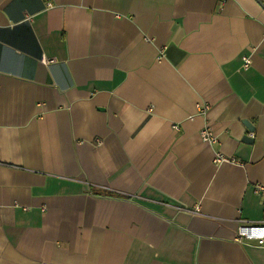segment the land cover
Masks as SVG:
<instances>
[{"label": "crops", "instance_id": "0c3cea01", "mask_svg": "<svg viewBox=\"0 0 264 264\" xmlns=\"http://www.w3.org/2000/svg\"><path fill=\"white\" fill-rule=\"evenodd\" d=\"M256 185V0H0V264H264Z\"/></svg>", "mask_w": 264, "mask_h": 264}, {"label": "built area", "instance_id": "2783aa9c", "mask_svg": "<svg viewBox=\"0 0 264 264\" xmlns=\"http://www.w3.org/2000/svg\"><path fill=\"white\" fill-rule=\"evenodd\" d=\"M47 7L51 6V3L46 4ZM244 61V67L247 68L250 64L249 57L243 56ZM43 63H49L52 62L51 59H42ZM208 108L207 105L200 106L201 111H205ZM151 110V109H149ZM177 128L176 126H174ZM200 138L202 141L207 143H215L217 141V137L214 135L213 131L209 128H204L200 130L199 132ZM213 161L215 163H220L223 161H231L233 162L234 159H227L225 156L221 155L220 153H217L214 157ZM256 192L264 191V188L261 185L255 186ZM236 241L247 244L251 241L255 242L256 246H264V221L259 223H242L238 226L235 238Z\"/></svg>", "mask_w": 264, "mask_h": 264}, {"label": "water", "instance_id": "95a60500", "mask_svg": "<svg viewBox=\"0 0 264 264\" xmlns=\"http://www.w3.org/2000/svg\"><path fill=\"white\" fill-rule=\"evenodd\" d=\"M256 1L264 8V4L261 0H256ZM242 122L245 125L247 131L241 140L247 143H251L253 139L250 136V133L253 132V126L247 119L246 120L244 119Z\"/></svg>", "mask_w": 264, "mask_h": 264}]
</instances>
